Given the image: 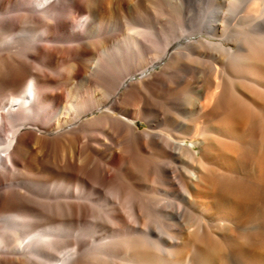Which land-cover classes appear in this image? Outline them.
<instances>
[{"label":"bare ground","instance_id":"obj_1","mask_svg":"<svg viewBox=\"0 0 264 264\" xmlns=\"http://www.w3.org/2000/svg\"><path fill=\"white\" fill-rule=\"evenodd\" d=\"M0 229V264H264V0H0Z\"/></svg>","mask_w":264,"mask_h":264},{"label":"rangeland","instance_id":"obj_2","mask_svg":"<svg viewBox=\"0 0 264 264\" xmlns=\"http://www.w3.org/2000/svg\"><path fill=\"white\" fill-rule=\"evenodd\" d=\"M192 40H193L192 37H189L188 39H187V37H183L181 40H178L175 43L171 44L170 47H167L165 49L161 48L160 50L156 49V52L153 51L154 54H152L151 58L156 59V61H160L167 50H170V52H172V51H174V49H176L179 46H181V47L186 46V44ZM195 40H197V37H195ZM162 49L165 51H162ZM165 62H166L165 60L161 61V63L157 62L158 64H155L156 66L152 65L153 62L152 63L150 62L147 65H144L143 67L139 68L136 71V73L132 74L133 75L132 79L133 80L140 79L143 75H146V73H149L152 70L158 71L161 68L160 66H162ZM195 64H200V67L206 71V74L203 75L204 79L212 76L213 63H211L210 61H197ZM134 76H135V79H134ZM181 76H183V73ZM158 103L160 104L159 105V112H161L162 114L169 112L168 108L165 104V99L162 96L158 97ZM97 116H99L98 111H95L93 113L90 112V113H87L85 115L86 118L84 117L83 119L88 120V119H92V118L97 117ZM136 123H137L139 129L145 128V125L141 120H138ZM8 134H6V136H8ZM94 190H95V186L92 188V191H94ZM48 194L49 193H47V192H43V195L45 196V198L41 199L42 200L41 203H38V205H39L38 208L40 209L41 213H49V211H50L49 206H48L49 203L44 201V200H47V198H50V196H48ZM55 195H56V197H53L55 204H52V207L54 208V213L57 215L56 223L58 225L59 224L60 225L61 224H70L72 222V217H71V213H70L69 205H68V203H70V200H71L70 191H67V192L66 191L65 192L59 191ZM48 226H49V224H47L45 222V223H42L36 230H42V229L47 228ZM256 229L257 228L254 227V229H252L251 232L256 231ZM0 231H1V229H0ZM100 233L102 234L103 231L100 230L98 232L99 235L98 234L97 235L100 236L101 235ZM86 239L89 240V237H87ZM230 256H231L230 259L232 260L233 264H246L243 259H241V258L239 259L234 254H230Z\"/></svg>","mask_w":264,"mask_h":264}]
</instances>
